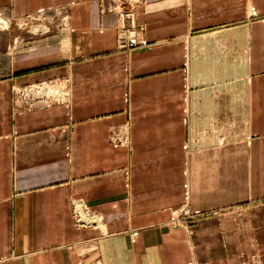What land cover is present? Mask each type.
Instances as JSON below:
<instances>
[{"label":"crops","instance_id":"0c3cea01","mask_svg":"<svg viewBox=\"0 0 264 264\" xmlns=\"http://www.w3.org/2000/svg\"><path fill=\"white\" fill-rule=\"evenodd\" d=\"M121 2L0 0V264H264V0Z\"/></svg>","mask_w":264,"mask_h":264},{"label":"built area","instance_id":"2783aa9c","mask_svg":"<svg viewBox=\"0 0 264 264\" xmlns=\"http://www.w3.org/2000/svg\"><path fill=\"white\" fill-rule=\"evenodd\" d=\"M122 5H123V3L121 4V7H120V13H121L122 19H121V24L119 27V37H118L119 45L121 47H125V48H132V47H135L137 45L145 43L146 40L140 34V31H139L140 27L137 25V23L135 21L133 10L128 9V8H123ZM35 88L39 92H42V90H43V92L46 93L44 95L49 96L51 94L50 91L48 92V89L46 88L45 85H37V86L33 85L31 87H28L27 88L28 92H26V90H25V92L23 91V94H25L27 96L30 93V91L34 90ZM183 211H184V213L188 214L189 209L186 208ZM179 214H180V212L174 217V221H176V223L182 218L181 215L179 216ZM77 216H78L77 218L79 221H85L84 217L79 212L77 213Z\"/></svg>","mask_w":264,"mask_h":264},{"label":"rangeland","instance_id":"374dc122","mask_svg":"<svg viewBox=\"0 0 264 264\" xmlns=\"http://www.w3.org/2000/svg\"><path fill=\"white\" fill-rule=\"evenodd\" d=\"M117 1H118V3H120L123 0H117ZM40 23H44V22L37 21V20L36 21L35 20H29L28 18H21L20 20L12 21V20L7 19L2 13H0V28H5V29H7V28H11V29L15 28V29H20V30H22L25 33H28V30L30 28L32 30H39L40 28H45L44 25H39ZM23 87H25V86L19 87L16 90V92L17 93H23V91L25 92V90H26V92H28L27 88L29 86H26L27 88L26 87L23 88ZM51 91L53 92L55 90L52 89ZM39 93L44 94L45 92H43V90H42V92H39ZM186 208L189 209L188 214L184 213V211H183ZM179 212H180L179 216L181 215L182 218L180 219L181 221L179 220L177 223H176V221H174L175 225H182V224L185 223L186 220H193L194 218L199 216L198 213L193 212L190 209V207L187 206L186 204L181 206V209H180Z\"/></svg>","mask_w":264,"mask_h":264},{"label":"bare ground","instance_id":"6f19581e","mask_svg":"<svg viewBox=\"0 0 264 264\" xmlns=\"http://www.w3.org/2000/svg\"><path fill=\"white\" fill-rule=\"evenodd\" d=\"M48 90L50 91V89H48ZM49 91H48V92H49Z\"/></svg>","mask_w":264,"mask_h":264}]
</instances>
